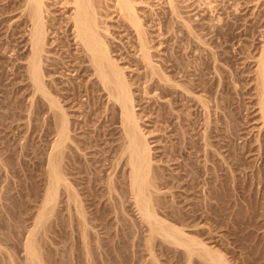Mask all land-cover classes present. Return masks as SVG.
<instances>
[{"label":"rangeland","instance_id":"374dc122","mask_svg":"<svg viewBox=\"0 0 264 264\" xmlns=\"http://www.w3.org/2000/svg\"><path fill=\"white\" fill-rule=\"evenodd\" d=\"M20 1L0 0V154L2 153L0 156L8 161L10 167H15L11 169L18 170V162L23 161L22 158L24 161L29 159L20 151L21 144L26 142V137L29 135V131H25L28 124L25 107L28 99L24 96L26 94L24 90L19 88L22 84L21 81L19 83L21 78L18 77L19 73L14 72L21 62L16 59V49L20 52L27 50V47H24L25 49L22 47L27 41L25 31L28 27L26 17H21V12L17 7ZM131 1L141 17L139 28L143 30L154 70L157 72L153 76L152 69L146 66L138 51L136 29L120 15L115 0L103 1L99 8L100 19L102 25L108 27L109 32L106 33V39L112 53L126 68L131 78L137 111L153 149L154 168L158 175L160 174L158 181L161 183L163 192L161 193L162 200L161 198L160 200L167 202V206L169 204V208L165 204L164 208L166 207L168 211L174 207L172 213L178 216L177 212L180 213L179 211L183 208L181 212L185 210L184 212L188 214L191 207L198 206L196 207L199 209L197 214L204 210L201 204L209 200L210 195L205 199L207 193L211 194L210 199L214 207L211 204L210 210L214 208V214L206 206L205 209L209 211V217L212 216L209 221L216 219L217 224L213 221L212 225L204 217H199L197 221L202 222V226L199 227H202L201 234L197 227L199 234L205 235L204 238H210L206 239L213 245L221 246L223 243L222 246L225 249L230 248L228 250L230 251L228 253L232 254H229L230 257H237L238 261L243 260L242 264H264V120L259 109L257 85V63L262 44H264V0ZM47 4L50 10L47 18L51 25L49 55L58 59L56 60L57 65L50 67L53 69L52 77L59 83V86L67 84L65 82L67 79L80 82L84 78L82 81H86L87 75L84 72L82 74L85 76L81 75L78 79H73L77 73H70L62 64L70 59V55L79 53L70 26L65 24V18L69 13H66L68 7L64 0H47ZM5 9H9L10 12H3ZM9 40L10 45L16 46H13L15 49L13 53L8 51L10 49ZM165 75L171 76L172 81L166 82ZM176 82L187 85L186 87L190 86L194 94H187L184 86H178ZM204 89H209L210 92L205 93ZM81 95L82 98L80 97L79 100L89 101L84 90ZM200 96L208 98L210 105L211 117L207 129L210 143L208 142L209 146H206L208 151H205L206 143L203 139L206 113L199 100ZM74 100L71 94L64 104L72 114V119L80 121L82 119L81 110H88V103L80 109L78 106L81 103L77 102V98ZM100 121L96 124H100ZM90 129H94V126ZM82 131L78 128L77 137L84 139L85 135ZM41 133L43 131L36 133L34 140L38 148H42L38 153L44 157L42 154L46 150L44 141H48L49 137L45 136L43 141L40 137ZM103 147H106V143H102ZM95 149L97 150L96 147L85 150L87 157H91L92 161L93 157L98 156L96 153V156H93ZM86 155L84 154L83 157ZM86 159L89 160L86 157L83 158L84 161ZM100 162L102 164L96 162L97 165H92L93 167L100 166L102 173L99 172L98 175L102 176V181L103 179L106 181L108 172L112 169L109 160ZM40 173H42L41 170L37 172V174ZM42 178L44 174L39 176L38 180ZM7 182L2 169L0 187L7 185ZM38 183L42 188L41 180ZM208 188L210 191L207 190ZM101 189L104 190L105 187ZM14 192L15 190L11 191L12 194ZM98 199L97 204L98 208H101L100 211L105 206L109 208L112 205L108 196ZM3 202L10 203V201L0 198L1 248L10 246L11 251L6 247L7 251L5 248L3 250L13 251L15 260L18 259L19 264L23 261L24 264L25 253L21 242L25 237L26 227L28 228L31 222L30 212L34 209L30 208L28 213L21 214L22 219L20 220L11 219L2 205ZM30 203L32 206L35 204V202ZM125 205H128V208L130 203ZM59 206L62 213L58 211L57 214L61 218L57 215V217L53 216L50 221L51 226L45 233L40 234L41 243L43 242L41 246L45 251L43 255L44 258L46 255L47 259H45L50 261V264H90L91 262H93L91 264H156L157 261H160V264H174L173 253L168 252L167 254L160 240H156L154 245V253L156 252L159 260L153 261L154 258H151L145 246V235L147 234L143 231L145 229L142 230L143 227L140 229L139 225L138 227L132 225L133 228L137 227L134 230L128 225V227L124 226L125 229L127 228L126 231L120 229L121 224L124 222L132 224V219L137 216L133 205H130V208H133L128 209L129 211L125 206V213L124 210L122 211L124 214L115 211H111V214L105 212L107 215L103 218L106 220L101 217L102 222L90 217L93 221L92 226L94 223L95 225L100 223V226L103 223L101 227L96 225L97 230H95L98 232L92 228L89 229V240H91L89 241L91 244L89 255L91 256H87V250L79 244L81 236L76 229L77 222L74 221L76 222L75 228H71L76 230L71 231L68 226L70 225L68 217L63 214L65 212L63 211L64 203L61 202ZM174 210L177 212H173ZM179 215L183 216V213ZM135 218L137 221L138 216ZM135 218L134 223H136ZM105 223L106 226L109 224V228L112 229L108 227L106 228L108 231L105 228V230L102 229ZM218 226L220 227L217 228ZM208 227L213 231L210 230L209 233L210 228ZM206 228L208 233L204 231ZM127 231L129 232L124 235ZM96 233L99 234V238ZM236 237L239 242L234 241ZM108 244L110 246L107 247ZM12 248L17 251L15 252ZM2 251L0 252V264H6L8 257L6 258L5 254L8 253ZM164 252H166L165 255ZM167 255L172 258V262L166 258ZM90 257H92L91 261H89Z\"/></svg>","mask_w":264,"mask_h":264},{"label":"bare ground","instance_id":"6f19581e","mask_svg":"<svg viewBox=\"0 0 264 264\" xmlns=\"http://www.w3.org/2000/svg\"><path fill=\"white\" fill-rule=\"evenodd\" d=\"M103 1L64 0L66 7H68L66 13L69 12L67 18H65V24H69L70 26L79 53L70 55V59L62 62V64L65 65L66 70L70 71V73H77V75H74L73 79H78L81 75L86 74L87 80L82 81L84 80L83 78L80 82H76L75 80L70 81V79H67V81H65L67 84L64 83L65 85L63 86H59V83H57L55 78L52 77L51 72L53 69L50 68L51 66L53 67L54 65H57L56 60L58 59L49 55L51 50L49 47L51 25L47 18V14L50 13L47 0H21L19 6H17L21 12V17H26L25 21L27 22L26 26L28 27L27 31H25L27 41L24 46H22L23 48L27 47V50H22L23 52H20L16 49V59H19L21 62L18 64V68L14 72L19 73L18 77H21L19 83L20 81L22 82L19 88L21 87V89L24 90V93H26L24 96H27L28 99L27 106H25L28 120L27 129L25 131H29V135L26 137V142L21 144L20 151L22 155L24 154V156H28L29 159L24 161L22 158L21 160L23 161L18 162V170L11 169L12 166H9L8 161L4 159L3 156H0V169L4 170L5 180H8L7 185H1L0 187V198L10 201V203L3 202L2 205L11 219L20 220L22 219L21 214L28 213L30 208L34 209L30 212L31 222L29 223L28 228L26 227L27 231L25 230L26 234H24L25 237L22 240L23 242H21L23 243L22 249H24L23 251L25 253V259H23L24 264H47L50 262L46 260V255V259L44 258L43 252L45 253V251L41 246V244L43 245V242L41 243L42 239H40V234H43V232L45 233L48 230L51 226L50 221L52 217L59 215L57 214L58 211L62 213V210L59 208L61 202L64 203L63 211L66 212L63 214L67 215L69 224L72 226L68 225L69 228H75L74 226L77 222L76 229H78L77 231L80 233V241L82 243L79 244L81 246L83 245L82 247L87 250V254L85 253L87 256L91 254L89 248L91 245L89 242L91 241L89 240V229L92 228L95 230L96 225L100 226V223H96V225L94 223L95 227L92 226L91 223L93 221L90 220V217L100 220L101 217H106L108 212L110 214L111 211L121 213L126 206L125 204L129 202L131 206L133 205L134 211H136L138 220L140 221L137 223L138 220L136 221L135 218L137 216H135L136 223H134L133 218L132 224L124 222L121 224L122 226L119 224V228L121 226L122 228L120 229L126 231L127 228L125 229V227H128V225L130 227H132V225L138 227L139 225L140 229L143 227L142 230L145 229L143 231L147 234L145 235V246L147 247L146 249L149 250L151 258H154L153 261L159 260V258L156 257V252L154 253V245L156 240H160L164 248L163 250L166 251L167 254L168 252L170 254L173 253V257H170L175 259L173 262L174 264L244 263L242 262L243 260L238 261L239 259H236L237 257H230V255H232L228 253L230 252L228 251L230 248L228 250L227 248L225 249L224 246H222L223 243L221 245L222 247L213 245L211 241H207V239L210 238L206 237V239L204 238L205 235H203L204 237L200 235L202 233V231H200L202 227H199L200 225L202 226V222L200 223L197 221L198 218L204 217L207 221L212 218L211 215V218L208 215L210 214L208 210H210L212 204V199H210L211 194L207 193L208 196L206 195L205 199H207L209 195L210 197L208 198L209 200H205V203L202 201L204 205L201 204L202 202L200 203L204 207V210L199 211L200 213L203 212L202 214L199 212V214L197 213L198 215L196 214L199 209L196 208L198 206H193L195 203L192 204L193 207L190 208L191 210L188 209L190 211V213L188 211V214L185 213V210V212H181L184 208L182 210L180 209V213L177 212V209V211L174 210L173 212H177L178 216H176V213H172V210L174 209L172 206L173 203L171 204V208L173 207L172 210L168 209L167 211V208H164V204L166 205L167 202L164 203L161 201V193L163 192L161 191V183L158 181L160 174L158 175L157 170L154 168L153 149L145 128L141 123L139 112L137 111L131 78L126 71V68L112 53L110 44L106 39V33L109 32L108 27L103 26L100 19L101 15L99 8ZM132 2L133 1L131 0H115V5L120 15L136 29L138 51L140 52V56L146 66L152 69L151 74L153 76L157 72L154 70V64L150 57L149 47L142 32L143 30L139 28L141 17L138 15ZM3 12L7 13L10 12V10L5 9ZM10 43L11 41L9 40V45H7L10 49L8 51L12 52L15 50L13 47L15 45H10ZM262 45L263 47L261 49L260 58H258L259 62L257 63V85L259 91V109L261 116L263 117L262 119L264 120V44ZM82 72H84V74H82ZM165 76L166 82L172 81L171 76ZM176 83L178 86H184L181 85V83ZM186 86L183 88L187 94H194L192 93L194 90H192L190 86ZM82 87L86 96L89 97V101L87 100L88 102L79 100L80 97L82 98ZM204 92L209 93L210 91L209 89H204ZM71 94L73 96V101L77 98V102L81 103V105L78 106L80 109H82V107L84 108L85 103H88L87 105L90 110L89 108L88 110H81L80 116H82V121L72 119V114H70V111L64 104L66 98ZM199 100L206 113V128L204 130L205 133L203 134V139L206 143V151V146L209 142L208 138H210L207 131L211 117L210 105L209 99L204 96H200ZM97 121H100V124H96ZM91 124L94 126V129L92 130L90 129V127L92 128V126H90ZM78 128L83 130L82 133L85 135L84 139L77 137L79 134L76 132ZM40 131H43V133H41L42 136H40L43 141L45 140L43 139L45 136L49 137L48 141H44L45 143L40 140L44 143L46 148L43 153L41 152L44 154V157H42V155L40 156V153H38L42 148L39 149L37 146L38 144L34 140V135L40 133ZM102 143H106V147L102 148ZM95 147L97 150H93V156H96L97 154L98 156H96V158H98L96 159L93 157L92 161V159H90L91 157H87L85 150L90 148L94 149ZM98 148H100L99 151ZM83 153L90 161L87 159L86 161L83 160V158L85 159ZM106 160H109L112 171L108 172L107 180L105 181V179H103L104 181H102V176L98 175V173H102V171L100 170V166L96 167V162L102 164L100 161L104 162ZM91 161L92 163L89 164ZM92 164H96L95 167H93ZM104 164L105 163H103V165ZM40 170L42 173L37 174ZM119 173L120 175H118ZM43 174L44 178L40 179L42 182V188H40V183H38L40 180L38 179L39 176ZM162 180L164 179L162 178ZM83 184L84 186H82ZM103 186L105 187L104 190L101 189ZM209 189L210 188L207 190L210 191ZM12 190H15L13 194L11 193ZM211 193L213 192L211 191ZM105 195L111 199L112 202L110 201V204L112 203V205H110L109 208L105 206V208H102L103 210L100 211L101 208H98L99 205L97 204V199L98 197L99 199H102L103 197H106ZM30 202H35V204L32 206ZM98 203H100V201ZM130 205L128 208V205L126 206V210L133 208H130ZM175 206L177 207V205ZM205 206L208 210L205 209ZM212 207H214L213 204ZM206 210L208 212L205 215ZM213 211L214 208L211 211L214 214ZM123 212L125 213V210ZM182 213L183 216L179 215ZM120 218L118 217V219ZM103 219L106 220V218ZM213 219H215V217ZM65 220L67 222L66 217ZM215 220L213 221L216 222ZM120 221L122 222L121 219ZM207 221H205L206 224ZM213 221H209V223L211 222L213 225ZM106 223L102 229L109 228V224L106 226ZM102 224L103 223H101V226ZM110 226L112 227V225ZM197 227L199 228L200 234ZM205 227H207V225ZM219 227L220 226L217 228ZM136 228L133 229L135 230ZM211 229L212 228L208 229L209 233ZM72 230L73 229H71V231ZM75 230H73V232ZM106 230L108 231V229ZM129 230L132 231L131 228H129ZM204 231L207 232V228ZM128 232L129 231L124 232V235ZM207 233L205 234L208 235ZM98 235L99 234H97V237ZM231 235L233 234L231 233ZM236 240L237 237L234 241ZM237 242L239 241L237 240ZM97 244H99L98 241ZM11 245L13 246V244ZM1 246L2 244H0V249L2 250L6 247L3 246L1 248ZM108 246L110 245L108 244L107 247ZM8 248L7 249L11 251L10 246H8ZM160 249H162V247H160ZM2 250H0V252ZM13 250L15 251V249ZM6 251H4L5 253H8L5 254L6 258L8 257V262L6 261V264H19L17 262L18 259L16 261L14 258L15 254L12 253L13 251ZM166 252H164V255ZM166 258H169V256L167 255ZM172 258H169L168 260L170 261ZM90 259H92V257L89 258V261H91ZM245 259H247V257ZM172 261L173 260L170 262ZM159 262L157 261L155 263L157 264ZM20 264H23V261Z\"/></svg>","mask_w":264,"mask_h":264}]
</instances>
